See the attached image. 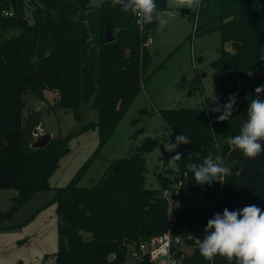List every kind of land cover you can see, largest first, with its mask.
<instances>
[{"label": "trees", "instance_id": "1", "mask_svg": "<svg viewBox=\"0 0 264 264\" xmlns=\"http://www.w3.org/2000/svg\"><path fill=\"white\" fill-rule=\"evenodd\" d=\"M139 4L0 0V189L16 191L0 219L48 187L68 152L60 135L31 147L41 111L22 114L27 91L39 99L52 91L54 105L70 110L78 123L87 108L95 110L96 120L78 131L96 129V158L144 83L170 57L144 77L151 63L148 36L167 3L150 0L137 24ZM107 28L110 42L104 41ZM212 32L221 41L211 61L218 72L216 105L203 97L201 107L159 109L174 138L176 168L167 164L157 172V187L145 185L151 137L111 159L94 185L81 187L77 181L92 159L85 161L50 200L56 204V264H126L131 246L166 230L162 191L177 182L182 206L173 208V233L193 249L191 255L175 251L181 264H264V0H197L195 28L172 53Z\"/></svg>", "mask_w": 264, "mask_h": 264}, {"label": "rangeland", "instance_id": "2", "mask_svg": "<svg viewBox=\"0 0 264 264\" xmlns=\"http://www.w3.org/2000/svg\"><path fill=\"white\" fill-rule=\"evenodd\" d=\"M102 1L90 0V3L96 6ZM166 3L169 8L158 12V24L150 32L148 48L151 63L144 77L171 55L163 67L144 83L96 158H92L98 142L96 129L78 131L81 123L96 120L95 110L87 108L78 123L70 110L54 105L52 91L46 90L43 99L36 98L29 91L24 94L26 103L22 114L25 116L31 110H40L39 125L51 137L60 135L67 138L68 152L59 159L49 177L48 187L35 191L19 209L0 219V264H56L53 257L57 246L56 204L50 200L56 193L55 187L65 185L88 159L92 161L77 181L81 187L94 185L111 159L127 156L128 151L140 145L146 137L153 138L155 146L144 153L147 168L145 185L157 187V172L167 164L172 169L176 168L170 156L175 142L170 131L165 128L159 109L201 107L202 95L208 96L210 107L216 105L218 72L211 61L220 53L221 41L218 32L197 35L172 53L182 42L185 29L188 27L190 31L194 28L197 0H166ZM183 8L190 9L193 14H181ZM26 16L28 22H32L28 10ZM11 33L9 31L4 35ZM223 48L229 50L230 44L224 43ZM165 157H168V163L164 166ZM175 187L176 183H172L163 189ZM13 194L16 191L0 189V212L9 207ZM191 197L204 206L209 204L204 196L191 194ZM180 201L182 197L179 193L176 203Z\"/></svg>", "mask_w": 264, "mask_h": 264}, {"label": "built area", "instance_id": "3", "mask_svg": "<svg viewBox=\"0 0 264 264\" xmlns=\"http://www.w3.org/2000/svg\"><path fill=\"white\" fill-rule=\"evenodd\" d=\"M150 0H140L139 7L135 10L136 23L140 24L142 17L150 7ZM195 28V24H194ZM192 28V29H194ZM180 182L176 183V187L171 190L163 189L162 195L168 201L169 218L167 221V228L159 235H154L148 239L140 240L137 244L130 247L127 253V261L125 263L135 264L140 261L148 259L151 264H181V259L175 254L183 242L181 237L173 233L175 226V215L173 208L181 207V203H176L178 198L177 187ZM174 191V196L171 197V192Z\"/></svg>", "mask_w": 264, "mask_h": 264}, {"label": "water", "instance_id": "4", "mask_svg": "<svg viewBox=\"0 0 264 264\" xmlns=\"http://www.w3.org/2000/svg\"><path fill=\"white\" fill-rule=\"evenodd\" d=\"M181 13H189L188 9H181ZM113 40V35L111 33V31L107 28L105 30V38L104 41L105 42H110ZM33 135L35 136L34 139L31 142V147L33 148H40L45 146L48 141L51 138V135L49 133H47L42 126H37L36 128L33 129ZM168 163V157L164 158V163L163 165L165 166ZM179 249L181 252H183L186 255H191L193 253V249L187 245L186 243L182 242L179 246Z\"/></svg>", "mask_w": 264, "mask_h": 264}, {"label": "crops", "instance_id": "5", "mask_svg": "<svg viewBox=\"0 0 264 264\" xmlns=\"http://www.w3.org/2000/svg\"><path fill=\"white\" fill-rule=\"evenodd\" d=\"M168 8H169V6L167 5V9H168ZM167 9H165V10H167ZM188 10H189V13H190V9H188ZM189 13H188V15H189ZM181 14H186V13H181ZM158 21H159V14H158ZM158 21H157V24H158ZM156 26H157V25H156ZM190 31H191V30H190ZM190 31H188V27L185 29V34H184V36L181 38V41L185 40V38L189 35V32H190ZM192 39H193V37H192L189 41H191ZM149 40H150V34H149V36H148V40H147V43H146L147 47H148V42H149ZM181 41H180V42H181ZM180 42H179V43H180ZM187 42H188V41H187ZM181 43H182V42H181ZM185 43H186V42H185ZM148 50H149V48H148ZM143 87H144V85H143ZM203 97H208V96H204V95H202V98H203ZM216 101H217V98H216V100L214 101V103H216ZM40 104H41V103H40ZM115 130H116V128H115ZM115 130H114V131H115ZM113 133H114V132H113ZM113 133H112V135H113ZM172 137H173V136H172ZM173 140H174V138H173ZM107 143H108V142H107ZM107 143H106V144H107ZM106 144H105V145H106ZM131 150H132V149H131ZM131 150H129L128 153H129ZM13 195H14V194H13ZM13 195H12V196H13ZM10 197H11V195H10Z\"/></svg>", "mask_w": 264, "mask_h": 264}]
</instances>
